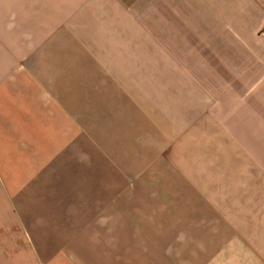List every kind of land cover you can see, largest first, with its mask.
I'll list each match as a JSON object with an SVG mask.
<instances>
[{
	"label": "crops",
	"instance_id": "crops-1",
	"mask_svg": "<svg viewBox=\"0 0 264 264\" xmlns=\"http://www.w3.org/2000/svg\"><path fill=\"white\" fill-rule=\"evenodd\" d=\"M264 0H0V264H264Z\"/></svg>",
	"mask_w": 264,
	"mask_h": 264
},
{
	"label": "built area",
	"instance_id": "built-area-1",
	"mask_svg": "<svg viewBox=\"0 0 264 264\" xmlns=\"http://www.w3.org/2000/svg\"><path fill=\"white\" fill-rule=\"evenodd\" d=\"M257 35L258 37L263 41L264 43V22L262 23V25L260 26V28L257 31Z\"/></svg>",
	"mask_w": 264,
	"mask_h": 264
}]
</instances>
